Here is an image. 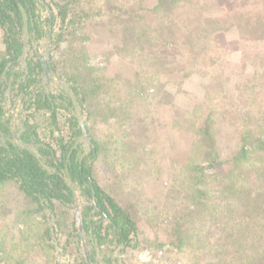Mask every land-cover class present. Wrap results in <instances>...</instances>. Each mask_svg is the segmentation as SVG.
Masks as SVG:
<instances>
[{"label": "rangeland", "instance_id": "1", "mask_svg": "<svg viewBox=\"0 0 264 264\" xmlns=\"http://www.w3.org/2000/svg\"><path fill=\"white\" fill-rule=\"evenodd\" d=\"M59 1L69 3L67 20L77 22L58 47L35 45L58 74L91 72L89 111L81 119L103 147L93 173L138 216V247L113 255L125 264H236L263 256L264 149H253L232 172L209 160L264 139V0ZM130 9L134 17L126 14ZM2 38L0 27V52ZM55 75L56 88L69 85ZM3 104L15 132L27 120L47 133L66 131L62 122L30 116L15 97ZM199 162L204 196L187 213L195 206L184 195L198 181ZM84 201L78 192L74 216L71 210L63 220L73 217L80 226ZM34 209L16 182L0 183V264H55L51 249L41 248L49 242L45 216ZM52 215L58 260H73L77 246L88 255L86 235L57 233ZM177 234L185 237L181 247ZM147 250L154 254L149 260L141 256ZM109 252L92 264H108Z\"/></svg>", "mask_w": 264, "mask_h": 264}, {"label": "trees", "instance_id": "2", "mask_svg": "<svg viewBox=\"0 0 264 264\" xmlns=\"http://www.w3.org/2000/svg\"><path fill=\"white\" fill-rule=\"evenodd\" d=\"M167 1L157 0L156 6ZM68 11L69 3L62 5L59 0H0L4 45L0 52V183L16 182L22 193L35 203L34 212L43 213L47 225L43 241L49 242L42 243L41 248L51 249L55 264H92L96 255L105 248L110 251L109 257H104L108 264H125L113 252L138 247V216L132 203L100 184L93 173L103 147L89 135L88 126L81 119L84 109L89 111L88 97L92 90L85 84L89 80L86 72H91L77 68L73 74L65 76L58 74L52 63H48L47 72L44 56L39 46L36 47L43 40L51 41V50L60 45L64 40L63 31L69 24L77 22L75 18L67 20ZM122 14L125 15L124 12ZM126 14L134 17L131 9ZM57 20L59 32L54 40ZM56 73L59 78L65 77L69 85L56 88ZM7 95L12 99L15 97L23 106L27 105L30 116L41 114L54 124L62 122L66 131L47 133L42 124L38 127L27 120L24 129L15 132L5 115L3 102ZM205 131L208 132L207 127ZM254 139L258 141L257 145L245 142L228 158L213 157L209 166L219 171H234L253 149H264L262 136ZM204 170L205 166L200 162L193 167L198 181L188 185L184 198H193L195 207L189 206L187 213L193 212L192 209L197 208L204 196V190L198 185L203 181ZM78 192L85 199L80 226L75 224L73 217L67 222L63 220L64 214L68 216L77 202ZM51 214L57 233L68 237L76 234L80 237L84 233L92 251L88 249V255H85V251L77 246L73 260L61 263L56 252H52L55 244L51 235ZM180 227L175 225L176 231L179 232ZM176 239L178 247L185 243L181 234H177ZM68 248H64V252L71 254ZM261 256L253 261L247 259L246 263L241 259L236 264H264V255Z\"/></svg>", "mask_w": 264, "mask_h": 264}, {"label": "built area", "instance_id": "3", "mask_svg": "<svg viewBox=\"0 0 264 264\" xmlns=\"http://www.w3.org/2000/svg\"><path fill=\"white\" fill-rule=\"evenodd\" d=\"M141 256L149 260L154 257V254L147 250V251L142 252Z\"/></svg>", "mask_w": 264, "mask_h": 264}, {"label": "water", "instance_id": "4", "mask_svg": "<svg viewBox=\"0 0 264 264\" xmlns=\"http://www.w3.org/2000/svg\"><path fill=\"white\" fill-rule=\"evenodd\" d=\"M43 60H44V63H45V66H46V70H47V72H48V63L50 62L49 60H50V58L47 60V58L44 56L43 57ZM79 216V218H80V215H78ZM81 225V224H80Z\"/></svg>", "mask_w": 264, "mask_h": 264}]
</instances>
